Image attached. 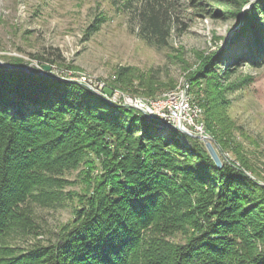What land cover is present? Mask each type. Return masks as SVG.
Listing matches in <instances>:
<instances>
[{"label": "trees", "instance_id": "1", "mask_svg": "<svg viewBox=\"0 0 264 264\" xmlns=\"http://www.w3.org/2000/svg\"><path fill=\"white\" fill-rule=\"evenodd\" d=\"M136 1L142 40L167 45L173 1ZM247 1L189 0L187 5L230 9L234 2L233 12L240 14ZM246 16L250 29L240 58H263L257 29L264 24V3ZM6 76L42 79L19 68L0 71V264H36L44 255L49 257L37 264H264V186L232 166L218 168L195 140L180 159L183 146L173 135L152 132L135 110L111 105L82 86L78 92L83 95L66 85L57 92L9 93L13 85ZM89 130L96 136L114 132L117 140L129 134L135 146L124 148V138L110 140L113 150L103 145L106 160L115 161L104 165L57 244L21 253L6 249L5 238L33 229L32 205L54 187L44 173L59 168L55 163L64 157L61 148L79 147ZM183 198L192 209L178 203ZM180 231L188 233L183 244L164 238Z\"/></svg>", "mask_w": 264, "mask_h": 264}, {"label": "rangeland", "instance_id": "2", "mask_svg": "<svg viewBox=\"0 0 264 264\" xmlns=\"http://www.w3.org/2000/svg\"><path fill=\"white\" fill-rule=\"evenodd\" d=\"M172 1L167 45L156 47L139 35L136 0H0V71L19 68L42 78L17 81L6 76L13 85L9 93L57 92L66 85L70 92L83 95L78 92L82 86L111 105L135 110L152 132L173 135L183 146L180 159H185L182 155L194 140L206 150L197 138L203 137L214 146L222 166H232L264 186V57L240 58L244 34L250 29L246 15L264 0H248L240 14L233 12L234 2H229L230 9L204 5L197 10L187 5L189 0ZM257 32L264 43V24ZM183 90L196 109L193 120L203 127L201 133L190 127L184 132L161 128L153 123L159 117H149L126 101L156 104L165 94ZM90 131L79 147L61 148L64 157L55 163L59 168L52 175L44 173L55 188L45 189L43 201L32 205L33 229L5 238L6 249L21 253L57 244L63 231L71 229L76 209L104 173V165L115 161L106 160L109 153L103 145L113 150L110 140L124 138V148L135 146L129 134L117 140L114 132L96 136ZM186 199L178 203L192 209ZM187 234L180 231L164 238L183 244ZM48 257L41 256L36 264Z\"/></svg>", "mask_w": 264, "mask_h": 264}, {"label": "built area", "instance_id": "3", "mask_svg": "<svg viewBox=\"0 0 264 264\" xmlns=\"http://www.w3.org/2000/svg\"><path fill=\"white\" fill-rule=\"evenodd\" d=\"M127 102L135 109L147 114H154L159 117L162 122L172 127L182 128L184 130H187L186 127H190L200 133L203 130L198 120H192V113L195 111L188 106V100H183L182 96L173 98L172 101L167 104H148L140 101Z\"/></svg>", "mask_w": 264, "mask_h": 264}, {"label": "water", "instance_id": "4", "mask_svg": "<svg viewBox=\"0 0 264 264\" xmlns=\"http://www.w3.org/2000/svg\"><path fill=\"white\" fill-rule=\"evenodd\" d=\"M236 30H237V29H235V30L231 33V35L234 34V32H235ZM231 35H230V36H231ZM230 36H229L228 38H230ZM228 38H227V39H228ZM43 69H44L45 71H49V70H50V67H49V66H43ZM146 115L149 116V117L152 116L151 114H146ZM153 123H154L155 125L161 127V128L172 127V126L167 125V124H165L164 122H162L161 119L154 120ZM180 131H183V129H180ZM183 132H184V131H183ZM197 138L202 139V140L204 141V145H205V148H206V150H207L209 156L211 157V159L213 160V162L215 163V165H216L218 168H221V167H222V163H221L220 158H219V156H218V154H217V152H216L214 146L212 145V143L209 142V141H207V140H206L205 138H203V137H199V136H198Z\"/></svg>", "mask_w": 264, "mask_h": 264}, {"label": "bare ground", "instance_id": "5", "mask_svg": "<svg viewBox=\"0 0 264 264\" xmlns=\"http://www.w3.org/2000/svg\"><path fill=\"white\" fill-rule=\"evenodd\" d=\"M187 90V89H186ZM186 90H183V91H181V92H177V91H173V92H171V93H167V94H165L164 95V99L163 100H159V101H157L156 102V104H167V103H169V102H171L172 101V99L173 98H176V97H180V96H182V99L183 100H188V106L189 107H191L192 109H193V111H195L196 112V109L193 107V105H191V103L189 102L190 100L188 99V97H187V95H186ZM134 100V99H133ZM126 101H132L131 99H126ZM136 101H140V102H143V103H145L144 102V100L142 101V100H136ZM127 104H128V102H127ZM130 106H131V104H129ZM132 107V106H131ZM134 108V107H133ZM138 110V109H137ZM194 112V113H195ZM194 113H192V120L194 119Z\"/></svg>", "mask_w": 264, "mask_h": 264}]
</instances>
